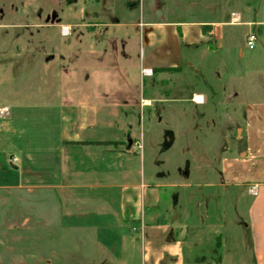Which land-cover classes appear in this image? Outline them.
<instances>
[{
	"label": "rangeland",
	"instance_id": "rangeland-1",
	"mask_svg": "<svg viewBox=\"0 0 264 264\" xmlns=\"http://www.w3.org/2000/svg\"><path fill=\"white\" fill-rule=\"evenodd\" d=\"M253 2L0 0V108L6 109L0 126H15L20 137L32 140V147L44 149L45 158V126L59 125L62 107L89 101L114 106L116 114L108 116L114 124L124 121L141 135L137 140L127 136L120 145L145 152V188L152 193L145 204L148 220L165 223V234L170 232L178 242L182 263L219 264L224 253L230 264H252L248 233L241 224L247 221L250 195L245 189L223 187L218 175L221 160L235 158L243 149V108L240 101L230 100L251 66L238 61L230 47L243 41L242 28L229 29L225 61L219 57L211 68L203 40L201 48L188 50L190 60L196 54L195 65L142 69L145 87L127 90L120 84L140 61L136 31L142 23H197L206 38V23L223 21L224 11L258 6V0ZM261 37L264 42V27ZM232 75L238 81L229 87ZM195 93L204 97L202 105L190 102ZM142 97L150 105L139 124L136 103L142 105ZM1 144L0 221L5 214L19 221L7 227L1 223L0 234L27 236L20 221L29 212L22 206L33 195L4 190L8 163L17 159ZM6 205L12 210L6 212Z\"/></svg>",
	"mask_w": 264,
	"mask_h": 264
},
{
	"label": "crops",
	"instance_id": "crops-1",
	"mask_svg": "<svg viewBox=\"0 0 264 264\" xmlns=\"http://www.w3.org/2000/svg\"><path fill=\"white\" fill-rule=\"evenodd\" d=\"M222 17L221 22L205 24L210 28L206 38L197 23H142L136 31L140 61L120 85L127 90L145 87L142 69L176 68L184 62L195 65L196 54L190 60L188 50L201 48L203 40L211 68L219 57L225 61L229 29L242 28L243 41L230 47L238 61L251 66L230 100L240 101L243 108L239 135L243 149L237 157L221 160L218 175L223 187L249 193L247 221L241 224L248 233L252 264H264V81L260 80L264 65L258 63H264V0H258V6L224 11ZM252 31L257 41L250 50L246 37ZM236 80L235 75L229 76L227 86ZM141 100L142 105L136 103L139 124L145 121V107L150 105L145 98ZM103 107L109 111L102 115ZM113 108L103 106L102 101L62 107L59 125L45 126L47 139L41 145L46 147V160L41 156L44 149L32 147V140L20 137L15 126H0L1 145L17 159L8 163L4 190L33 195L22 206L29 212L20 221L27 236L0 234V264H183L177 240L170 232L165 234V223L150 221L145 213L152 193L145 188L144 150L139 154L135 145L130 149L120 145L127 136L137 140L141 135L137 137L134 126L124 121L114 124L108 117L116 114ZM4 209L12 210L8 205ZM18 221L5 214L0 229L1 223L7 227ZM225 259L223 253L219 264H230Z\"/></svg>",
	"mask_w": 264,
	"mask_h": 264
},
{
	"label": "built area",
	"instance_id": "built-area-1",
	"mask_svg": "<svg viewBox=\"0 0 264 264\" xmlns=\"http://www.w3.org/2000/svg\"><path fill=\"white\" fill-rule=\"evenodd\" d=\"M257 41V34L252 31L246 37V46L248 49L252 50L255 42ZM149 71H145V74H148ZM191 101L196 105H202L204 103V97L202 95H193ZM6 113L5 108H0V119Z\"/></svg>",
	"mask_w": 264,
	"mask_h": 264
}]
</instances>
